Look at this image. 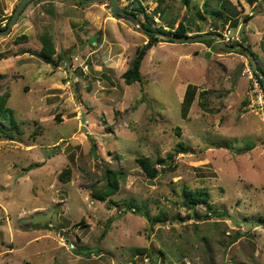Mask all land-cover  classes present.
Segmentation results:
<instances>
[{
	"label": "rangeland",
	"instance_id": "obj_1",
	"mask_svg": "<svg viewBox=\"0 0 264 264\" xmlns=\"http://www.w3.org/2000/svg\"><path fill=\"white\" fill-rule=\"evenodd\" d=\"M19 1L0 0V30ZM118 3L155 28L193 13L188 36L241 42L264 72V0ZM145 31L114 17L109 0H30L0 35V126L13 132L0 133V264H149L146 248L158 264H264V92L249 58L216 38L156 33L141 81L126 84ZM44 32L57 65L36 54ZM141 156L166 159L157 177ZM107 168L121 173L119 188L99 200ZM197 189L207 201L189 216L181 201ZM209 206L222 214L205 219ZM144 212L166 217L152 224Z\"/></svg>",
	"mask_w": 264,
	"mask_h": 264
},
{
	"label": "trees",
	"instance_id": "obj_2",
	"mask_svg": "<svg viewBox=\"0 0 264 264\" xmlns=\"http://www.w3.org/2000/svg\"><path fill=\"white\" fill-rule=\"evenodd\" d=\"M180 1L185 6H187L189 3V0H180ZM76 2L80 3V4L84 3L81 1H76ZM134 9H138L137 11H140L142 13L144 12L142 10L141 5L138 8H133V10ZM134 14L136 15V13H134ZM143 15H144L145 22L142 25L146 30L148 29L151 32L145 31L147 33L148 41H146V43H144L143 45L139 46L136 49L134 57L131 61L130 67H128L122 73V78L124 79L126 84H131L134 82H140L141 81L140 65H141L142 59L146 55L147 51L154 44H156L158 41L162 40L160 37L156 36V33L162 32V33L172 34V35L177 36V37H188L187 33L191 30L190 27L185 26V23L183 21H179L175 27H171L170 29H164L163 26H159V27L155 28V27H153L154 20L151 19V21H150L149 16L146 13H143ZM215 15H217V14H215ZM247 18L248 17H246L245 19H247ZM226 19L224 20V22L226 21ZM6 26H7V24L5 25V28H6ZM233 26H235V25H233ZM209 33H213V32L210 31ZM26 38H27L26 35H20L15 39V42L19 43V42L26 41L27 40ZM243 38L244 37H242V40H243ZM167 40L171 41L169 39H167ZM211 40H212L211 38H207V39L199 40L198 42H202V41L208 42ZM39 41L41 44V49L36 54L43 61L51 62L53 65H57L58 62L61 59H63V56H62V54H58V55L56 54L55 44H54V41H53V38L51 37V35L47 32H44V33L39 35ZM235 44L240 45L241 47L243 46V44L241 42L240 43L235 42ZM244 47L249 49L248 46H243V48ZM240 53L242 54V52H240ZM54 54L57 55V57L55 59L53 58ZM257 68L260 69L259 67H257ZM251 70H252V73H254V75L258 79L260 87L263 90L262 80L259 78V76L257 75V73H255V71L253 69H251ZM262 73L264 74V72H262ZM186 92H187V90H186ZM186 92H185V94H186ZM188 100H190V99L188 98ZM5 103H6L5 95H0V114H3V110L5 109ZM200 106L205 111L210 112V109L208 107L206 108V106H207L206 103L201 102ZM1 120H4L6 123H8L12 127V129L17 130V126H16L17 123L14 120H12V119H1ZM0 133L5 134V135L13 134V132H9V131L3 129L1 126H0ZM181 146H182V144H181ZM167 159H170L169 162H171L172 154L168 153ZM155 161L156 162L153 163L152 160L147 156H141V157L136 158L137 164L141 167V169L150 178H155L159 174V170L155 167L156 163H158V164H165L166 163V159L161 158V157H158ZM168 166H170V165H168ZM69 174H70V169L65 168L59 174L60 180L66 181L69 177ZM104 177H105V182L102 185V187L100 189L95 190V186H94L93 191H92V193H93L92 196L96 199H99V200L104 199L106 196H110V195L114 194L118 190L119 178L121 177V173L119 171L107 168V169H105ZM206 201H207V196L205 195V192H203L201 189H197L194 191H184V196H183V199L181 201V205H183L185 207V209L188 210L189 216H193V215L195 216L194 206L198 203L206 202ZM209 209H211V213L209 215L206 213L204 215L205 219L209 218L211 215L220 216L222 214L220 211H216L214 208H211L210 206H209ZM142 215H145L146 218L149 219L150 223H152V224L154 221H162L166 217L165 214H163V215L158 214L155 217L151 218L147 212L142 213ZM134 250L139 251V252L142 251L141 249H137V248ZM146 251L150 256L149 264H158L157 260L155 259L153 252H151V250L149 248H146ZM159 252L162 254L163 258H165L164 252L162 250H159Z\"/></svg>",
	"mask_w": 264,
	"mask_h": 264
},
{
	"label": "water",
	"instance_id": "obj_3",
	"mask_svg": "<svg viewBox=\"0 0 264 264\" xmlns=\"http://www.w3.org/2000/svg\"><path fill=\"white\" fill-rule=\"evenodd\" d=\"M29 1L30 0H20L18 2V4L16 5V7L14 8V10H13V12L11 14V17L9 19V22L7 24L6 29L0 30V35H6L7 33H9L10 27L13 25V23L15 22L16 18L18 17V15L22 12V10L24 9L25 5ZM76 1L95 2V1H98V0H76ZM109 1L111 3V13L113 14L114 17L130 21L134 26L140 28L141 30H146L141 25V22L139 21V19L135 15L125 11L122 7L119 6L118 0H109ZM254 2H256V0H247V4L249 6H252ZM194 23H195L194 14L190 13L188 18L185 21V26L192 28L194 26ZM157 34L160 35L163 38H166V39H169V40H172V41H175V42H193V41H199V40L207 39V38H216V39H218L220 41V45L223 48H227L229 50L242 51V53L249 58V62H250L251 68L255 71V73H257L259 78L262 80V82H263V92H264V74L255 65L254 57L252 55V52L249 49H244L240 45H237V44L227 47L223 43L221 35L216 34V33H203V34L193 35V36H188V37H177V36H174L172 34H167V33H162V32L161 33H157Z\"/></svg>",
	"mask_w": 264,
	"mask_h": 264
},
{
	"label": "built area",
	"instance_id": "obj_4",
	"mask_svg": "<svg viewBox=\"0 0 264 264\" xmlns=\"http://www.w3.org/2000/svg\"><path fill=\"white\" fill-rule=\"evenodd\" d=\"M223 36L226 38L227 34L224 33ZM258 99H259V101H261L260 102V106L262 107L263 106V98H262V96L260 95Z\"/></svg>",
	"mask_w": 264,
	"mask_h": 264
},
{
	"label": "flooded vegetation",
	"instance_id": "obj_5",
	"mask_svg": "<svg viewBox=\"0 0 264 264\" xmlns=\"http://www.w3.org/2000/svg\"><path fill=\"white\" fill-rule=\"evenodd\" d=\"M243 48V47H242ZM245 49V48H244ZM239 52H242V51H239Z\"/></svg>",
	"mask_w": 264,
	"mask_h": 264
},
{
	"label": "crops",
	"instance_id": "obj_6",
	"mask_svg": "<svg viewBox=\"0 0 264 264\" xmlns=\"http://www.w3.org/2000/svg\"><path fill=\"white\" fill-rule=\"evenodd\" d=\"M247 25V24H246Z\"/></svg>",
	"mask_w": 264,
	"mask_h": 264
}]
</instances>
